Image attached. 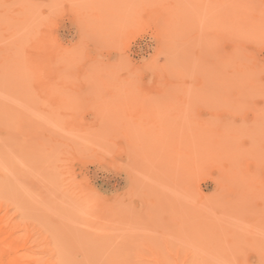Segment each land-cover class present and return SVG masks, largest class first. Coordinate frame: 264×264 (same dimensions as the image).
<instances>
[{"label":"rangeland","instance_id":"rangeland-1","mask_svg":"<svg viewBox=\"0 0 264 264\" xmlns=\"http://www.w3.org/2000/svg\"><path fill=\"white\" fill-rule=\"evenodd\" d=\"M206 1L0 0V264H264V0Z\"/></svg>","mask_w":264,"mask_h":264},{"label":"bare ground","instance_id":"bare-ground-1","mask_svg":"<svg viewBox=\"0 0 264 264\" xmlns=\"http://www.w3.org/2000/svg\"><path fill=\"white\" fill-rule=\"evenodd\" d=\"M54 1H56V0H54ZM66 1H67V0H66ZM141 1H142V0H141ZM152 1H153V0H152ZM207 1H208V0H207ZM207 1H206V2H207ZM23 2H24V1H23ZM26 3H27V2H26ZM56 4H57V3H56ZM56 6H57V5H56ZM59 7H60V6H59ZM147 8H148V7H147ZM21 9H22V8H21ZM121 11H122V10H121ZM94 23H95V22H94ZM94 28H95V27H94ZM36 29H37V27H36ZM168 29H169V28H168ZM45 31H46V30H45ZM39 32H40V31H39ZM41 32H42V31H41ZM32 33H34V32H32ZM35 34H38V33L36 32ZM92 34H93V33H92ZM32 36H33V35H32ZM35 37H36V36H35ZM51 38H52V34H51L50 32H46V33L43 32V34H40V36H37V37L35 38L34 41H31V40H30V41L26 44L27 47L23 44L27 49L30 48V49H28V50H31V48L34 49V53H35V54H34V55H35V58H34V59H36V60L38 61V63H39L41 66H44V67H45V66L48 67V66H50L51 64H53V61H54V59H55V58H54V57H55L54 50H56V52H57L56 45L54 46V44H53V42H52L53 38H52V39H51ZM26 41H27V40H26ZM24 49H25V48H24ZM46 49L51 50V51H49V52H51V53H50V54H48V53H47V54H43L44 56L41 55V51H43V50L45 51ZM44 51H43V52H44ZM26 52H28V51H26ZM28 53H29V52H28ZM206 53H207V52H206ZM56 54H57V53H56ZM27 55H28V54H27ZM30 55H31V54H30ZM28 57H29V55H28ZM30 58H31V57H30ZM32 61H33V60H32ZM32 61H31V62H32ZM122 61H123V60H122ZM29 62H30V61H29ZM199 63H200V62H199ZM39 64H36V65H39ZM222 65H223V64H222ZM254 70H255V69H254ZM252 71H253V70H252ZM249 72H250V71H249ZM68 73H69V72H68ZM86 75H87V74H86ZM96 75H97V74H96ZM70 80H71V79H70ZM248 81H249V80H248ZM250 82H251V81H250ZM62 83H63V80H62ZM241 84H242V83H241ZM68 86H69V85H68ZM242 86H244V84H243ZM260 86H261V85H260ZM244 88H245V87H244ZM253 88H254V87H253ZM242 89H243V88H242ZM257 90H258V89H257ZM251 91H255V90L251 89ZM251 91H250V92H251ZM258 91L260 92V90H258ZM244 92H245V91H244ZM249 94H250V93H249ZM237 95H238V94H237ZM243 95H244V94H243ZM248 96H249V95H248ZM249 97H250V96H249ZM243 98H244V97H243ZM226 99H227V98H226ZM231 99H232V98H231ZM236 99H237V98H236ZM236 99H235V100H236ZM238 99H239V98H238ZM240 99H241V98H240ZM244 99H245V98H244ZM191 100H192V99H191ZM224 100H225V99H224ZM245 100H247V98H246ZM231 101H233V100H231ZM241 101H242V100H241ZM105 102H106V101H105ZM194 106H195V105H194ZM223 107H224V105H223ZM225 107H226V106H225ZM109 108H110V107H109ZM109 108H108V109H109ZM170 109H171V108H170ZM237 109H238V108H237ZM258 109H259V108H258ZM102 110H103V109H102ZM103 111H104V110H103ZM185 114H186V113H185ZM154 116H155V114H154ZM109 119H110V118H109ZM148 121H149V120H148ZM199 121H200V120H199ZM201 122H202V121H201ZM201 122H200V123H201ZM100 124H101V123H100ZM159 124H161V122H160ZM225 124H226V123H225ZM200 125H201V124H200ZM257 125H258V124H257ZM256 127H258V126H256ZM255 129H256V128H255ZM257 129H258V128H257ZM228 130H230V128H229ZM230 131H231V130H230ZM250 131H252V129H251ZM255 131H257V130H255ZM263 131H264V130H263ZM193 132H194V131H193ZM193 132H191V133H193ZM237 132H238V131H237ZM252 132H253V131H252ZM196 133H197V132H196ZM204 133H205V132H204ZM261 133H262V132H261ZM227 134H229V133H227ZM247 134H248V133H247ZM249 134H250V133H249ZM253 134L256 135L257 133L255 134V133L253 132ZM235 135H236V134H235ZM254 135H253V136H254ZM227 136H228V135H227ZM200 137H201V136H200ZM203 137H204V136H203ZM206 137H207V136H206ZM251 137H252V136H251ZM254 137L256 138V136H254ZM258 137H259V136H258ZM5 138H6V137H5ZM190 138H191V136H190ZM190 138H189L188 140H190ZM204 138H205V137H204ZM192 139H193V138H192ZM192 139H191V140H192ZM226 139H227V138H226ZM253 139H254V138H253ZM257 139H258V138H257ZM191 140H190V141H191ZM199 140H200V139H199ZM213 140H214V139H213ZM215 140H216V139H215ZM222 140H224V139H222ZM233 140H234V139H233ZM249 140H250V139H249ZM263 140H264V138H263ZM23 141H24V139H23ZM244 141H245V139H244ZM202 142H203V140H202ZM254 142H256V140H255ZM234 143H235V142H234ZM195 144H196V143H195ZM255 144H256V143H255ZM259 144H260V142H259ZM259 144H258V145H259ZM244 145H245V144H244ZM246 145H247V144H246ZM234 146H236V144H235ZM256 146H257V144H256ZM253 147H254V146H253ZM128 148H129V147H128ZM131 148H132V147H131ZM170 148H172V147H170ZM217 148H218V147H217ZM234 149H236V148L234 147ZM242 149H243V148H242ZM253 149H254V148H253ZM259 149H260V151H261V149H262V148H261V144H260V148H259ZM174 150H175V149H174ZM215 150H216V149H215ZM224 150H225V149H224ZM256 150H257V149H256ZM175 151H176V150H175ZM203 151H204V150H203ZM234 151H237V150H234ZM245 151H246V150H245ZM252 151H253V150H252ZM254 151H255V149H254ZM254 151H253V153H254ZM263 151H264V150H263ZM181 152H182V151H181ZM239 152H242V151H239ZM243 152H244V150H243ZM257 152H258V151H257ZM237 153H238V152H237ZM237 153H236V154H237ZM207 154H208V152H207ZM222 154H223V153H222ZM236 154H235V155H236ZM238 154H240V153H238ZM247 154H248V153H247ZM255 154H256V153H254V155H255ZM199 155H200V154H199ZM227 155H228V154H227ZM242 155H244V154L242 153ZM258 155H259L260 157H262V155H260V153H259ZM211 156H214V155H211ZM218 156H219V155H218ZM225 156H226V155H225ZM222 157H223V155H222ZM247 157H248V156L246 155L245 158H247ZM256 157H257V156H256ZM186 158H188V157L186 156ZM186 158H185V159H186ZM190 158H191V157H190ZM209 158H210V157H209ZM262 158H264V156H263ZM262 158H260V159H262ZM171 159H172V158H171ZM223 159H224V158H223ZM164 160H165V159H164ZM186 160H187V159H186ZM217 160H218V159H217ZM225 160H226V159H225ZM231 160H232V159H231ZM231 160H230V161H231ZM242 160H243V159H242ZM161 161H162V159H161ZM173 161H174V160H173ZM193 161H194V160H193ZM226 161H227V160H226ZM235 161H237V160H235ZM238 161H239V160H238ZM188 162H189V161H188ZM227 162H228V161H227ZM227 162H226V163H227ZM176 163H177V162H176ZM176 163H175V164H176ZM238 163H241V162H238ZM238 163H236V165H237ZM164 164H166V163H164ZM164 164H163V165H164ZM169 164H170V163H169ZM169 164H166L165 166L167 167V165H169ZM161 166H162V165H161ZM169 166H170V165H169ZM189 166H191V164H190ZM202 166H203V165H202ZM202 166H201V167H202ZM240 166H241V165H240ZM199 167H200V165H199ZM234 167H235V166H234ZM236 167H237V166H236ZM196 168H198V167H196ZM238 168H239V167H238ZM241 168H242V166H241ZM243 168H244V167H243ZM243 168H242V169H243ZM173 169H174V168H173ZM188 169H189V168H188ZM229 169H233V168H229ZM235 169H237V168H234V170H235ZM168 170H170V169L168 168ZM237 170H239V169H237ZM163 171H164V170H163ZM255 171H256V170H255ZM255 171H254V172H255ZM191 172H192V171H191ZM244 172H245V170H244ZM232 173H235V172L232 170L230 174H232ZM250 173H251V172H250ZM172 174H173V173H172ZM230 174H228V175H230ZM235 175H236V174H235ZM243 175H244V173H243ZM230 176H231V175H230ZM239 176H240V175H239ZM236 178H238V177H236ZM239 178H240V177H239ZM222 180H223V179H222ZM240 180H241V179H240ZM242 180H243V179H242ZM248 180H249V178H248ZM218 181H219V180H218ZM223 181H224V180H223ZM223 181H219V182H223ZM225 181H226V180H225ZM225 181H224V182H225ZM238 181H239V180H238ZM255 181H256V180H255ZM173 182H174V181H173ZM176 182H177V181H176ZM242 182H243V181H242ZM253 183H254V182H253ZM255 183H256V182H255ZM255 183H254V184H255ZM243 184L246 186L247 183H246V184L243 183ZM248 185H250V184H248ZM255 185H256V184H255ZM227 186H228V184H227ZM229 186H230V185H229ZM237 187H239V186H237ZM240 187H241V186H240ZM240 187H239V188H240ZM225 188H226V186H225ZM250 188H251V187H250ZM252 188H253V187H252ZM261 189L263 190V188H261ZM261 189H260L259 191H262ZM245 190H246V189H245ZM251 190H252V189H251ZM263 194H264V191H263L262 195H263ZM126 196H127V195H126ZM222 196H223V195H222ZM229 198H230V197H229ZM3 202H6V201H3ZM258 203H259V202H258ZM258 203H257V204H258ZM0 205H1V204H0ZM5 206H6V204H5ZM262 206H263V205H262ZM262 206H261V207H262ZM5 210H6V209H5ZM5 210H4V211H5ZM1 214H2V213H1ZM6 217H7V214H6ZM6 217H4V218H6ZM2 220H4V219L2 218ZM11 221H13L14 224H15V223H18V222H15L13 219H12ZM1 222H2V221H1ZM5 222H6V225H7L8 219H7V220L5 219ZM2 223H4V221H3ZM2 223H1V224H2ZM11 223H12V222H11ZM13 223H12V224H13ZM14 224L12 225L13 227H14ZM4 225H5V223H4ZM6 225H5V226H6ZM17 225H19V223H18ZM17 225H16V226H17ZM8 226H9V224H8ZM8 226H7L6 228H8ZM9 227H11V224H10ZM21 227H22V225L19 226L18 228H21ZM18 228H17V229H18ZM8 229H9V228H8ZM11 229H12V228H11ZM22 229H23V228H22ZM6 230H7V229H6ZM13 231H14V230H13ZM17 233H18V232H17ZM19 233H20V232H19ZM2 235H4V234L2 233ZM2 235H1V236H2ZM5 235H6V234H5ZM17 235H18V234H16V237H17ZM12 236H13V235H12ZM18 236H19V238L22 237L20 234H19ZM16 237H15V239H16ZM13 238H14V237H13ZM20 239H21V238H20ZM7 240H8V242H7ZM7 240H5V241L7 242L8 246H11V241H9V239H7ZM35 240H36V239H35ZM35 240H34V241H35ZM42 240H43V239H42ZM17 241H18V239H17ZM17 241H13V242H17ZM19 241H20V240H19ZM19 241H18V242H19ZM22 241H24V240H22ZM13 242H12V243H13ZM7 244H5V246H6ZM14 244H15V243H14ZM14 244H13V245H14ZM21 244H22V243H19V246H20ZM45 245H46V244H45ZM45 245H44V246H45ZM19 246H18V247H19ZM26 246H27V245H26ZM41 246H42V245H41ZM32 247H34V246H32ZM46 247H47V246H46ZM8 248H9V247H8ZM8 248H7V249H8ZM15 249H16V245H15ZM50 249H51V248H50ZM23 250H25V249H23ZM30 250H31V248H30ZM30 250H29V251H30ZM32 250H34V249H32ZM32 250H31V251H32ZM47 250H48V249H47ZM47 250H45V251H47ZM17 251H18V250H17ZM26 251H28V249H27ZM26 251H25V253H27ZM31 251H30V252H31ZM39 251H40V250H39ZM41 251H42V250H41ZM50 251H51V250H50ZM52 251H53V250H52ZM21 252H22V251H21ZM23 252H24V251H23ZM35 252H37V250H36ZM263 252H264V251H262V253H263ZM7 253H12V251H11V252H7ZM16 253H17V252H16ZM37 253H38V252H37ZM41 253H43V252H41ZM29 254H30V253H29ZM31 254H35L34 251H32ZM52 254H53V253H52ZM16 256H17V255H16ZM19 256H20V255H19ZM19 256H18V257H19ZM23 256H24V254H23ZM30 256L33 257L34 255H30ZM35 256H37V255H35ZM43 256H44V255H43ZM48 256H49V255H48ZM32 257L29 259L30 261L33 260L34 257H33V258H32ZM20 258L22 259L23 257L20 256L19 259H20ZM21 259H20V260H21ZM31 259H32V260H31ZM45 259H46V258H45ZM45 259H44V260H45ZM48 259H49V258H48ZM5 260H6V259H5ZM34 260H35V258H34ZM34 260H33V261H34ZM36 260H38V259L36 258ZM42 260H43V259H42ZM42 260H41V261H42ZM3 261H4V260H3ZM45 261H47V260H45ZM50 261H51V260H50ZM47 262H49V260H48ZM3 263H4V262H3ZM19 263H21V262H18V264H19ZM22 263H24V262H22ZM25 263H26V261H25ZM33 263H35V262H33ZM50 264H51V262H50Z\"/></svg>","mask_w":264,"mask_h":264}]
</instances>
